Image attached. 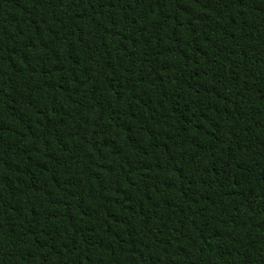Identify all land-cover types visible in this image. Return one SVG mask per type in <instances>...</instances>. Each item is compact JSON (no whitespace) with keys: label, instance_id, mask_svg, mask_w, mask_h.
<instances>
[{"label":"trees","instance_id":"obj_1","mask_svg":"<svg viewBox=\"0 0 264 264\" xmlns=\"http://www.w3.org/2000/svg\"><path fill=\"white\" fill-rule=\"evenodd\" d=\"M0 264H264V0H0Z\"/></svg>","mask_w":264,"mask_h":264}]
</instances>
